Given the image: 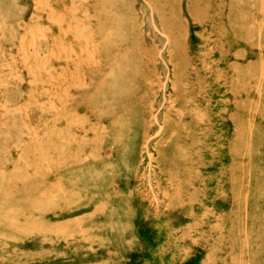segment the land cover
I'll return each mask as SVG.
<instances>
[{
  "label": "rangeland",
  "instance_id": "rangeland-1",
  "mask_svg": "<svg viewBox=\"0 0 264 264\" xmlns=\"http://www.w3.org/2000/svg\"><path fill=\"white\" fill-rule=\"evenodd\" d=\"M0 264H264V0H0Z\"/></svg>",
  "mask_w": 264,
  "mask_h": 264
},
{
  "label": "bare ground",
  "instance_id": "bare-ground-1",
  "mask_svg": "<svg viewBox=\"0 0 264 264\" xmlns=\"http://www.w3.org/2000/svg\"><path fill=\"white\" fill-rule=\"evenodd\" d=\"M167 38V37H166Z\"/></svg>",
  "mask_w": 264,
  "mask_h": 264
}]
</instances>
